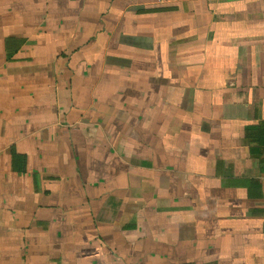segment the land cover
<instances>
[{"label": "crops", "instance_id": "crops-1", "mask_svg": "<svg viewBox=\"0 0 264 264\" xmlns=\"http://www.w3.org/2000/svg\"><path fill=\"white\" fill-rule=\"evenodd\" d=\"M0 264H264V0H0Z\"/></svg>", "mask_w": 264, "mask_h": 264}]
</instances>
